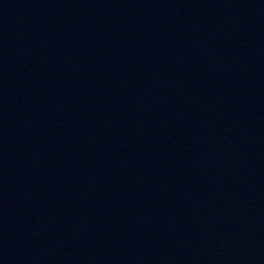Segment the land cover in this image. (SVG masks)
Wrapping results in <instances>:
<instances>
[{
	"label": "water",
	"instance_id": "95a60500",
	"mask_svg": "<svg viewBox=\"0 0 264 264\" xmlns=\"http://www.w3.org/2000/svg\"><path fill=\"white\" fill-rule=\"evenodd\" d=\"M0 264H264V0H0Z\"/></svg>",
	"mask_w": 264,
	"mask_h": 264
}]
</instances>
